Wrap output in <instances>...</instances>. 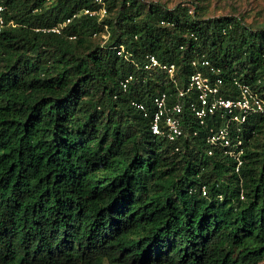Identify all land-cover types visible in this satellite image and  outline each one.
<instances>
[{"label":"trees","instance_id":"trees-1","mask_svg":"<svg viewBox=\"0 0 264 264\" xmlns=\"http://www.w3.org/2000/svg\"><path fill=\"white\" fill-rule=\"evenodd\" d=\"M106 2L103 19L56 33L41 28L95 4L3 0L0 264H264V113L238 132L239 171L207 152L204 129L177 150L132 103L153 111L175 91L168 71L117 53L175 64L181 85L207 58L226 94L239 80L264 97V26L207 16L202 0Z\"/></svg>","mask_w":264,"mask_h":264},{"label":"built area","instance_id":"built-area-1","mask_svg":"<svg viewBox=\"0 0 264 264\" xmlns=\"http://www.w3.org/2000/svg\"><path fill=\"white\" fill-rule=\"evenodd\" d=\"M89 1L95 6H83L63 22L41 29L61 33L66 25L81 14L103 19L108 13L106 0ZM4 10L5 5L0 0L1 22ZM117 53L137 67L146 70L158 67L169 73L175 91H161L156 94L152 100L153 111L143 101L132 102L145 116L150 117V128L154 134L166 137L178 150L180 141L199 136L200 129H204V138L209 146L207 152L210 155L216 150L227 153L235 160L236 171H239L243 162L244 146L238 132L251 115L264 113V97L257 90L247 83L235 80L236 93L226 94L224 78L219 74L220 69L207 58L192 60L194 70L185 84L181 85L175 76V64L163 63L155 55L147 54V61L140 66L124 44L117 46ZM132 79L134 75L129 74L121 80L122 87L126 89ZM203 190L206 193L205 186Z\"/></svg>","mask_w":264,"mask_h":264},{"label":"rangeland","instance_id":"rangeland-1","mask_svg":"<svg viewBox=\"0 0 264 264\" xmlns=\"http://www.w3.org/2000/svg\"><path fill=\"white\" fill-rule=\"evenodd\" d=\"M159 1L172 8L179 2L192 4L197 0ZM201 4L206 6L205 13L207 16H220L223 14L243 15L253 26H264V0H202Z\"/></svg>","mask_w":264,"mask_h":264}]
</instances>
